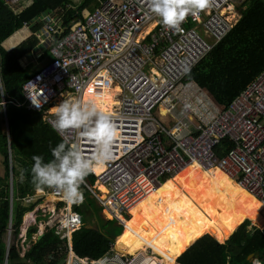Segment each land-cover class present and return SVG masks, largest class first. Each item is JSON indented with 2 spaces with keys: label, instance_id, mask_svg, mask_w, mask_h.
<instances>
[{
  "label": "built area",
  "instance_id": "2783aa9c",
  "mask_svg": "<svg viewBox=\"0 0 264 264\" xmlns=\"http://www.w3.org/2000/svg\"><path fill=\"white\" fill-rule=\"evenodd\" d=\"M3 1L13 9L24 0ZM97 1L65 34L58 15L42 16L41 40L49 44L51 58L21 91L23 106L39 112L52 127V108L63 100L83 103L85 96H100L117 86L113 105L105 111L114 114L120 130L113 157L99 172H91L92 184L84 179L80 183L101 212L124 229L141 199L194 163L221 170L264 204V69L227 105L188 79L189 71L231 30L246 0H209L198 15L186 16L180 31L165 28L147 0ZM30 97L37 98L39 107ZM153 110L168 114L169 126L157 120ZM54 131L68 146L78 140L81 151L92 154L94 145L75 131ZM40 192L54 199L42 230L53 229L63 242L62 264H167L150 246L136 255L118 252L114 244L113 251L98 258L77 255L72 234L83 225V216L74 210L76 202L66 201L51 187ZM18 246L23 256L29 244Z\"/></svg>",
  "mask_w": 264,
  "mask_h": 264
},
{
  "label": "trees",
  "instance_id": "16d2710c",
  "mask_svg": "<svg viewBox=\"0 0 264 264\" xmlns=\"http://www.w3.org/2000/svg\"><path fill=\"white\" fill-rule=\"evenodd\" d=\"M69 3L70 0H31L27 7L15 13L0 0V83L3 84V94H0L3 102L0 104V156L4 169L0 175V264H62L63 255L59 248L63 247V242L53 229H46L39 240L30 241L23 256L19 255L18 244L8 245L5 236L7 233L17 236L24 214L36 205L24 199L35 196L37 189H48L47 186L38 188L33 181L32 156L40 155L43 162H48L53 159L51 148L62 141L52 127L41 121L39 112L28 110L22 104V85L40 68L32 64L24 66L22 60L26 55L38 54L40 47L35 33L45 25V20L41 19L44 14L58 15L60 25L65 27L62 34H65L74 26L73 20L83 19V14L90 6L92 10L98 1L79 0L77 6L70 4L68 7ZM238 11L240 17L227 35L188 73V79L204 88L220 105L229 104L264 69V0H246ZM24 25H29L32 34L14 48H4L3 42ZM44 58H51L48 50L44 52ZM194 167L200 170L196 166L188 169ZM200 171L217 184L213 190L220 189L234 198L226 189L229 181L219 176L216 170ZM182 175L168 178L162 189L174 192L173 188L167 187L170 184L183 191L186 197L197 198L196 192L191 190L193 187L181 178ZM83 179L92 184L94 176L89 173ZM79 190L82 199L73 208L82 214L83 225L72 234L74 252L79 256L98 258L113 251L110 245L115 241L116 249L123 254L133 253L134 249H129L128 244L116 238L122 231L121 226L100 216V207L84 185H80ZM241 195L242 207L247 213L241 215L238 223L224 225L219 217L209 213L208 220L214 223L216 233L210 229L187 232L183 243L170 245L163 253L165 263L174 264L177 259V264H252L249 255H256L264 262V229L250 227L251 222L258 224L261 221L255 215L261 205L249 195L243 192ZM41 219L35 217L36 222ZM157 219L172 220L161 214ZM86 224L96 229L87 228ZM36 232V225L29 226L27 239ZM170 235L175 237L177 233L171 229Z\"/></svg>",
  "mask_w": 264,
  "mask_h": 264
},
{
  "label": "clouds",
  "instance_id": "9594fccd",
  "mask_svg": "<svg viewBox=\"0 0 264 264\" xmlns=\"http://www.w3.org/2000/svg\"><path fill=\"white\" fill-rule=\"evenodd\" d=\"M147 3L150 12L159 17V22L173 31L181 30L180 25L186 16H196L209 6V0H147ZM2 89L3 84L0 83V94H3ZM30 99L32 104L39 107L37 98ZM52 113L54 130L60 134L67 130L75 131L77 137L86 138L94 145L93 152L86 156L78 140L70 146L61 141L51 148L52 160L43 162L42 156H32V178L38 188H54L62 193L66 201L79 202L82 199L80 183L85 176L112 159L113 145L120 137V130L113 120L114 114L98 110L92 101L82 103L79 99L63 100L52 109ZM35 196H31L33 200L29 202H34Z\"/></svg>",
  "mask_w": 264,
  "mask_h": 264
},
{
  "label": "rangeland",
  "instance_id": "374dc122",
  "mask_svg": "<svg viewBox=\"0 0 264 264\" xmlns=\"http://www.w3.org/2000/svg\"><path fill=\"white\" fill-rule=\"evenodd\" d=\"M26 1L28 0H24V2ZM90 10H91V6L86 12ZM20 30L22 31V33L26 32V30H22V29ZM21 31L11 36V38L4 44L5 45L4 47L6 49H11L15 41L16 44L20 43L17 42L19 41L18 40L19 37L17 38V36H19L18 34ZM22 61H23V65L26 66L25 65L26 62L24 63V59ZM39 62L41 63V61ZM28 64H30V62H28ZM153 114L157 118V120L161 121L164 125L169 126L170 123L169 121L171 120V118L169 117L168 114L165 113L164 115H161L157 110H153ZM0 168L1 170L4 171L2 166L1 156H0ZM181 178L185 179L186 183L193 187L191 190L196 192L197 198L186 197L183 191L176 190V188L174 186H171L170 184H168L167 186L173 188L174 192H166L163 189H161L159 193L151 199L149 205L147 203V209L144 211V219L141 221L140 228L134 227L132 230L122 229L120 235L116 237L120 242L128 244L129 249H134L133 253H129V255H133L135 252L137 253L143 252L145 251L147 246H150L152 248L153 255L158 256L159 254L162 255V257L164 258L163 253L169 248L170 245L172 247L173 245H179L184 242L185 235L187 232L191 231L193 233H198L200 229L204 231L206 229H209L208 227H211V229L214 232H216L215 225L208 220L209 213L219 217L220 221L224 225L236 224L241 220V215L244 213L242 210V206L244 205V200L241 195V191L237 190L233 184L230 183L226 185V189L233 194L234 198L232 199L220 189L213 190L217 184L213 183L209 177L203 176L202 172L200 170H197L195 167L190 168L186 172H184ZM90 196L93 197L91 194ZM51 197H52L51 195H44L42 203L43 202L51 203L54 200ZM182 205H184V207L180 208ZM151 211H153L152 215L148 216ZM31 213H32L31 217L26 221H24V217L22 218V222L19 228V233L17 234V236H14L12 233H7V235L5 236V242H8L9 240L10 242H17V244L19 245L24 244L25 246H27L28 244L30 245L29 243L30 241L36 240V234H38L39 231L40 232L43 231L42 230L43 222L44 220H46L48 216V212L47 210L46 211L40 209L37 210V207H35L31 211ZM99 214L102 218L108 219L107 214L105 215L101 211ZM160 214L164 218L171 217L172 219L171 221L175 223L174 224L175 228L171 227L168 230L167 233L168 246L163 251L157 249L146 239L147 234L155 226L156 222L160 220L157 219L158 215ZM36 216L39 217L42 216L43 219L36 222L35 221ZM200 220L208 221L211 223V225L205 228H194V225H196ZM32 225L37 226V232L33 234L29 239H27L26 230L29 226ZM251 226L253 225L250 223V227ZM171 229H174L176 231L177 235L175 237L170 235ZM114 248L116 249L115 241H114ZM116 250L118 252H121L118 249ZM137 253H135L134 255H136ZM261 254L263 253L261 252ZM249 257H250L249 260H252V264H256L257 261H259V264H263V259H261L260 257L256 255L254 256L252 255ZM156 259L160 260L161 258L157 257Z\"/></svg>",
  "mask_w": 264,
  "mask_h": 264
},
{
  "label": "bare ground",
  "instance_id": "6f19581e",
  "mask_svg": "<svg viewBox=\"0 0 264 264\" xmlns=\"http://www.w3.org/2000/svg\"><path fill=\"white\" fill-rule=\"evenodd\" d=\"M113 88L114 89L109 90L106 93H102L100 96H85L84 97V100H83V103L84 102H88V101H92V102L95 103V105H96V107H97L98 110H100L102 112H105L108 108H110L113 105L112 94L115 91L118 90L117 89V86H115ZM193 166H196L200 170L205 171V172L212 171V170H216L217 171V174L219 176L223 177L224 179H226L227 181H229V183L233 184L234 187L237 190L245 193L246 195H249L255 201L259 202L260 205H261V207L258 209V211H257V213L255 215L258 218L261 219V221L258 223V226L261 227V226L264 225V204L259 199H257L254 195H252L246 189H244L241 185H239L238 183H236L233 180H231L230 177H228L221 170H219V169L205 170L202 167H200L199 165H197V164L194 163V164H189V165L185 166L184 168H182L180 171H178L172 177H175V176H178V175L184 173V171L186 169H188L189 167H193ZM100 169H101V167L97 168L96 169V172H99ZM165 182H166V180L163 183H161L154 191H152L146 197H144L143 199H141L132 208V210L130 211V215H129L128 219H126V221H125V227H124V229L132 230L134 227L140 228L141 221L144 219V211L147 209V203L149 205L151 199L153 197H155L159 193V191L163 188V186H165ZM100 189H102V188H100ZM41 207H44V204L41 205ZM242 210L244 212L243 214H246L247 213V211L244 208H242ZM31 215H32L31 212L27 213L24 216V221H26L27 219H29L31 217ZM255 215H253V216H255ZM174 224L175 223L173 221H166V220H163V219L158 220L156 222L155 226L147 234V238H146L147 241H149L151 244H153L157 249H160V250L166 249L167 246H168L167 233H168L169 228H171V227L175 228L174 227L175 226ZM210 225H211L210 222L205 221V220H200V221H198V223L196 225H194V228H205V227H208Z\"/></svg>",
  "mask_w": 264,
  "mask_h": 264
},
{
  "label": "crops",
  "instance_id": "0c3cea01",
  "mask_svg": "<svg viewBox=\"0 0 264 264\" xmlns=\"http://www.w3.org/2000/svg\"><path fill=\"white\" fill-rule=\"evenodd\" d=\"M77 2H79L78 0H70V3L68 4V5H70V4H73V5H75ZM31 3V0H28V1H26V2H22V3H20L19 5H17L16 7H14L12 10L15 12V13H18V12H20L22 9H24L25 7H27L29 4ZM84 16L85 15H87V12H85L84 14H83ZM84 16L82 17V18H84ZM29 25H24L23 26V28H21L22 30H26V32H24V33H22V31L19 29L18 31H16L15 33H17V32H19V31H21L18 35L19 36H17V38L19 37V41H17L18 43L19 42H21V41H23V40H25L27 37H29L32 33H31V31H30V29H29V27H28ZM27 28V29H26ZM43 30H44V25H43V28L41 29V31L40 32H37V33H35V36L37 37V40H38V43H37V46H39L40 47V49H38L39 51H38V54H32V55H26V56H24V63H25V65H29L28 64V62H30V64H32L33 66L35 65H38L39 67H40V65H42V63H44L45 61H47L45 58L43 59V56H44V52H46V50L48 49V45L49 44H47L45 41L43 42L41 39H42V32H43ZM14 33V34H15ZM13 34V35H14ZM13 35H11V36H13ZM40 37H39V36ZM11 36L8 38V39H6L4 42H3V47L5 46L4 44L11 38ZM15 44H16V41L14 42V44H13V46L11 47V48H14V46H15ZM18 44H16V46H17ZM5 48V47H4ZM39 61H41V63L39 62ZM206 91V90H205ZM163 113H164V111H163ZM41 121H43L42 120V118H41ZM1 174H3V170H1V168H0V175ZM166 181H167V179H166ZM168 187V186H167ZM37 190H39V191H37V195H36V197H35V199H34V202L36 203V205L34 206V208L35 207H37V210H47V209H51L52 207H53V201L51 202V203H48V202H43L42 203V200H43V196L44 195H42L41 193L42 192H40V189H37ZM39 200V201H38ZM39 202V203H38ZM44 204V207H41V205H43ZM46 206V207H45ZM33 208V209H34ZM243 208V207H242ZM31 212V211H30ZM27 213H29V212H27ZM26 213V214H27ZM26 214H24V215H26ZM32 214V213H31ZM24 217V216H23ZM210 221V220H209ZM35 222V221H34ZM211 223L212 224H214L212 221H211ZM251 224H253V225H257L258 226V224L255 222V223H253V222H251ZM212 232H214L212 229H211V227H208ZM201 231V230H200ZM199 231V232H200ZM202 232V231H201ZM214 233H216V232H214ZM232 234V233H231ZM230 234V235H231ZM229 235V236H230ZM227 240V239H226ZM225 240V241H226ZM225 241H221V243H223V242H225ZM249 256H251V255H249ZM248 258H250V257H248Z\"/></svg>",
  "mask_w": 264,
  "mask_h": 264
},
{
  "label": "water",
  "instance_id": "95a60500",
  "mask_svg": "<svg viewBox=\"0 0 264 264\" xmlns=\"http://www.w3.org/2000/svg\"><path fill=\"white\" fill-rule=\"evenodd\" d=\"M85 227L87 228H92V229H96L95 226L91 225V224H86ZM43 236V233L42 232H39L37 235H36V240H39L41 237ZM264 264V262H263Z\"/></svg>",
  "mask_w": 264,
  "mask_h": 264
},
{
  "label": "flooded vegetation",
  "instance_id": "af4514ba",
  "mask_svg": "<svg viewBox=\"0 0 264 264\" xmlns=\"http://www.w3.org/2000/svg\"><path fill=\"white\" fill-rule=\"evenodd\" d=\"M200 230H202V229H200ZM153 245V244H152ZM154 246V245H153ZM163 251V250H162Z\"/></svg>",
  "mask_w": 264,
  "mask_h": 264
}]
</instances>
